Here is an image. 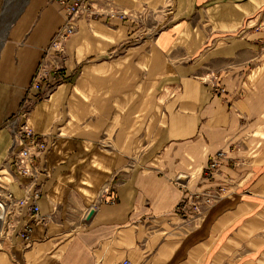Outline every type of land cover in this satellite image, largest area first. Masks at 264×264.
I'll return each instance as SVG.
<instances>
[{"label":"crops","instance_id":"0c3cea01","mask_svg":"<svg viewBox=\"0 0 264 264\" xmlns=\"http://www.w3.org/2000/svg\"><path fill=\"white\" fill-rule=\"evenodd\" d=\"M91 10L65 44L64 78L36 91L62 6L0 0V264H264V194L243 189L264 160L221 166L210 186L229 191L197 222L175 213L184 191L174 182L194 189L210 156L264 132V74L250 79L264 58V0H96ZM26 97L36 100L26 122L47 142L34 177L12 167L10 124ZM107 185L114 204L94 206ZM8 193L28 203L13 211Z\"/></svg>","mask_w":264,"mask_h":264},{"label":"built area","instance_id":"2783aa9c","mask_svg":"<svg viewBox=\"0 0 264 264\" xmlns=\"http://www.w3.org/2000/svg\"><path fill=\"white\" fill-rule=\"evenodd\" d=\"M59 5L62 6L64 14V21L60 29L56 32L51 40L48 48V55L51 53L53 58V65L48 63L46 58L39 64L31 81V90H40L41 86L50 80L59 81L64 78L61 72L62 63L65 59V44L68 39L76 32V21L82 14L95 15L92 9V3L96 0H56ZM109 17H118L124 19L126 15L124 13L111 12ZM256 31L264 30V25L255 27ZM204 82H208L211 92L214 95L222 96L225 94V89L222 85L218 84L217 79L211 77ZM51 90L48 87L45 92L38 95L37 99L46 97ZM34 100V101H36ZM30 98L26 97L22 103L18 115L10 124L13 130V145L16 148V152L13 156L12 167L15 174L21 177H34L35 173V161L47 150V142L43 136L36 134L31 127L28 126L26 118L31 107ZM234 150L229 147L228 149H222L214 153L208 158L207 164L204 167L199 184L194 189H190L185 183L184 179L177 178L175 182L179 185L180 189L184 191V196L178 204L175 213L186 222H197L201 217L220 199L226 196V190L224 186H210V182L220 172V167L228 165L229 167H235V158L232 157ZM110 190L108 185L104 186L99 192L94 206L99 204H113L114 200L109 199ZM40 197V193L35 191L31 196L32 207L31 212L36 216L38 215L39 208L37 206V200ZM6 199L9 204L17 208H22L28 203V199L14 200L10 193L7 194ZM0 207L3 205L0 203ZM20 237L28 244L30 242L29 229L26 228ZM119 264H132L128 259L122 260Z\"/></svg>","mask_w":264,"mask_h":264},{"label":"rangeland","instance_id":"374dc122","mask_svg":"<svg viewBox=\"0 0 264 264\" xmlns=\"http://www.w3.org/2000/svg\"><path fill=\"white\" fill-rule=\"evenodd\" d=\"M261 24L264 25V21L261 20L258 23V26H260ZM263 62H264V58L261 61H259L256 65H261ZM256 65H254V71H253V74L250 78V79H252L251 80L252 82L256 81V79L260 77L259 75L264 74V65L261 68H257ZM263 93H264V91L257 95V98H258L257 100H260V102L256 103V105H255L256 109H257V107L258 108L260 107L261 110H264V97L261 96ZM263 113H264V111H263ZM262 117L264 120V114L262 115ZM246 139H247L246 142H239V143L232 144L231 149L234 150V153H232V154L237 155V156H234V158L236 159L235 160L236 166L235 167H229L228 165H226L229 169H238V168L245 167V166H249V169H250L251 166H253L259 162L258 161L259 159H262V161L264 160V132H258V133L247 135ZM245 157H247V158H245ZM261 162H259V163H261ZM261 170H262L261 171L262 173L259 175H257V174L254 175V177H252L253 179L251 178L252 180L249 181L243 189L247 188L248 191H251L255 194H257V193L258 194L259 193L264 194V164L261 167ZM198 184H199V181H198ZM198 184L196 185V187L198 186ZM223 186H224L226 191H229V189H228V187L230 186L229 182H225V184ZM108 187H109V190L111 191L112 189H111L110 185H108ZM226 195H227V192H226ZM222 199H220V200H222ZM6 201H7V204L6 203L5 204L8 205L9 207H11L14 211L16 208L14 206L10 205L9 201L7 199H6ZM110 205H112V204H110ZM0 215L2 217H4L3 214H0Z\"/></svg>","mask_w":264,"mask_h":264},{"label":"water","instance_id":"95a60500","mask_svg":"<svg viewBox=\"0 0 264 264\" xmlns=\"http://www.w3.org/2000/svg\"><path fill=\"white\" fill-rule=\"evenodd\" d=\"M92 214H93V210H90L88 215H87V219L86 220H88Z\"/></svg>","mask_w":264,"mask_h":264},{"label":"bare ground","instance_id":"6f19581e","mask_svg":"<svg viewBox=\"0 0 264 264\" xmlns=\"http://www.w3.org/2000/svg\"><path fill=\"white\" fill-rule=\"evenodd\" d=\"M2 208V207H1ZM3 209V208H2ZM4 211V210H3Z\"/></svg>","mask_w":264,"mask_h":264}]
</instances>
